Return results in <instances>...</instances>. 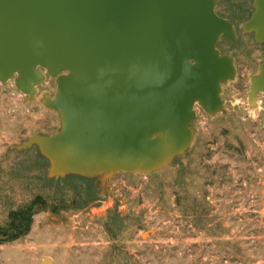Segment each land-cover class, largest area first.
Here are the masks:
<instances>
[{
	"label": "water",
	"instance_id": "obj_1",
	"mask_svg": "<svg viewBox=\"0 0 264 264\" xmlns=\"http://www.w3.org/2000/svg\"><path fill=\"white\" fill-rule=\"evenodd\" d=\"M225 0H0V86L34 100L48 77L59 131L33 134L48 179L78 176L107 183L119 174L172 166L194 139L198 106L223 111L222 86L234 60L217 49L236 44L233 26L215 13ZM242 26L264 43V0H251ZM264 96V62L248 99ZM44 259L42 264H50Z\"/></svg>",
	"mask_w": 264,
	"mask_h": 264
},
{
	"label": "rangeland",
	"instance_id": "obj_2",
	"mask_svg": "<svg viewBox=\"0 0 264 264\" xmlns=\"http://www.w3.org/2000/svg\"><path fill=\"white\" fill-rule=\"evenodd\" d=\"M238 10L252 11V1L216 8L238 36L220 43L238 70L222 86L223 111L196 106L191 146L152 174L46 183L49 164L37 147H16L59 131L57 114L41 103L54 97L55 81L47 77L30 102L13 81L0 86V225L36 196L49 199L25 237L0 246V264H264V98L248 99L264 43L241 32Z\"/></svg>",
	"mask_w": 264,
	"mask_h": 264
},
{
	"label": "trees",
	"instance_id": "obj_3",
	"mask_svg": "<svg viewBox=\"0 0 264 264\" xmlns=\"http://www.w3.org/2000/svg\"><path fill=\"white\" fill-rule=\"evenodd\" d=\"M59 181V179H57ZM53 180H46L50 184ZM48 197L36 196L27 205L11 210L8 214L7 223L0 225V246L11 243L25 237L33 224V217L38 208H43L48 202Z\"/></svg>",
	"mask_w": 264,
	"mask_h": 264
},
{
	"label": "flooded vegetation",
	"instance_id": "obj_4",
	"mask_svg": "<svg viewBox=\"0 0 264 264\" xmlns=\"http://www.w3.org/2000/svg\"><path fill=\"white\" fill-rule=\"evenodd\" d=\"M226 1V0H225ZM218 6V5H217ZM217 6H216V8H217ZM216 8H215V13L219 16V17H221V18H224V19H226V20H228L229 22H231V24H232V26H233V29H234V33H235V37H236V41H237V38H238V36H237V34H236V29H235V26H234V22L230 19V18H227V17H225V16H222V15H220V14H218L217 12H216ZM238 12V14L239 15H243V17H244V22H243V24L245 23V22H247L249 19H250V17L252 16V14H253V10L252 11H250V12H246L245 13V11H242V10H238L237 11ZM243 24L241 25V27H240V29H241V32L244 34V35H247V36H252V38H253V40H254V35L252 34V33H246V32H244L243 30H242V26H243ZM220 43H231V42H229V41H225V40H219L218 41V43H217V49L220 51V53L221 54H223V55H227L226 53H224L222 50H221V48H220ZM234 60V59H233ZM264 62V61H263ZM262 64V63H261ZM260 64V65H261ZM234 65H235V69H236V76H237V74H238V70H237V66H236V62H235V60H234ZM260 65H259V67H260ZM259 69V68H258ZM258 73H259V70H258V72L256 73V74H254L253 76H256V75H258ZM253 76H251V77H253ZM251 77H250V80H251ZM250 88V87H249ZM258 96H263V95H258ZM258 96H257V98H258ZM51 99H52V97H50ZM256 98V99H257ZM263 98H264V96H263ZM256 102V101H255ZM249 104L251 105V103H250V101H249Z\"/></svg>",
	"mask_w": 264,
	"mask_h": 264
}]
</instances>
